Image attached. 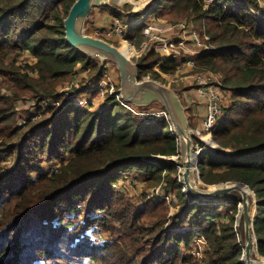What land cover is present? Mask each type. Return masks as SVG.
Instances as JSON below:
<instances>
[{"label":"trees","instance_id":"16d2710c","mask_svg":"<svg viewBox=\"0 0 264 264\" xmlns=\"http://www.w3.org/2000/svg\"><path fill=\"white\" fill-rule=\"evenodd\" d=\"M75 1L0 0V157L8 155L16 162L12 171L0 165V264H79L87 258L103 264H180L186 260L183 251L191 249L195 230L208 241V264H244L236 227L239 203L232 202L234 212L228 219L216 213L221 205L191 203L173 177L178 167L147 159L179 156V142L167 119L152 123L137 119L113 96L107 98V108L91 112L73 101L88 91L71 87L58 108L50 107L41 111V119L17 126L16 102L59 100L58 86L72 80L79 65L89 68L90 78L97 82L104 77L105 68L65 40L63 22ZM260 11L257 0H216L211 5L205 0H158L153 14L172 22L195 18L205 28V42L212 51L201 54L196 66L223 75L232 105L213 132V141L230 154L203 153L201 181L207 186L237 183L255 194L257 254L264 257V16H258ZM144 27L137 25L128 35L138 48ZM16 50H29L36 57L35 66H26L37 73L36 78L14 60L8 62ZM162 60L154 51L141 56L140 79L150 76L161 81L156 67L164 74L177 71L174 60ZM5 86L10 94L4 92ZM69 155L67 164L52 174L42 173L43 162L62 163ZM133 171L145 175L151 187L163 180L169 183L181 203L171 221L179 229L189 227L188 232L167 227L166 201H146L139 209L116 191L121 178ZM77 211L85 215L77 227L58 226L57 220ZM92 228H103L113 242L93 245L87 235Z\"/></svg>","mask_w":264,"mask_h":264},{"label":"water","instance_id":"95a60500","mask_svg":"<svg viewBox=\"0 0 264 264\" xmlns=\"http://www.w3.org/2000/svg\"><path fill=\"white\" fill-rule=\"evenodd\" d=\"M119 0H76L64 19L65 40L69 46L83 56L99 63L100 68L106 64L115 68L120 78V98L136 111H146L152 107L163 108L168 113L175 137L179 142V162L181 166V185L184 193L192 201L218 203L234 197L238 200L239 213L236 227L244 248V264H264V257L257 254L258 244L254 232L253 207L257 206L256 196L246 187L237 183L207 186L200 182L199 154L195 158V140L199 138L192 126L190 107L186 104L184 94L177 88L153 78L140 79L138 63L129 57L121 47L105 39L89 35L88 23L96 9L110 8L122 11Z\"/></svg>","mask_w":264,"mask_h":264},{"label":"rangeland","instance_id":"374dc122","mask_svg":"<svg viewBox=\"0 0 264 264\" xmlns=\"http://www.w3.org/2000/svg\"><path fill=\"white\" fill-rule=\"evenodd\" d=\"M155 1H158V0H152V3ZM141 2H143V3H141ZM215 2H216V0H215ZM134 3L135 4L126 3L122 9V11H124L123 15L126 18H128L127 14L131 13V16L129 17L130 21L128 23L131 24V23L136 22L134 25H132V26H134V27H132V29L137 27V24L140 25L144 21H146V24H147V22L150 23V21L153 20V16H154L153 14L150 17L149 16L146 17L144 15V14H146V11L148 10L149 5H150V3L146 2V0H135ZM137 3H141V5H139ZM257 4L261 10L260 11L261 14L258 16L263 17L264 16V0H257ZM156 7H157V5H156ZM156 7L153 9L155 10ZM117 14H121V13H118L115 10H112L110 8H107V7L96 9L94 11L92 17H91L90 22L88 23L87 33L89 35H95V32L99 29L110 28L113 25V21H114V19H116ZM139 17H140V20H139ZM161 19H164L167 21H172V20H168L166 18H161ZM187 19H184V20H187ZM189 19H194L197 22V23L195 22L196 26L201 25L199 23V21H197L195 18H189ZM130 31H131V29H130ZM130 31H129V33H130ZM115 44L119 47L122 46V42H117ZM134 48L136 49L138 54H140L141 51L139 50V48L136 47L135 45H134ZM185 57H186V59L191 58V55H185ZM133 59L137 62V60L139 59V56L134 55ZM13 60L16 62V65L18 67H20L24 71L27 70V72L29 73V75L31 77H33V78L37 77L36 72H34L31 69L26 68V66H30V67L35 66V64L37 62L36 57L33 55V53L31 51H29V50L12 51L9 58H8V62H12ZM104 68L106 69L104 72L106 83L103 85V88H102L104 90L103 92H101L100 90H97V88H99V87H95V84L97 81H95L96 79L90 78V74H89L90 69L89 68H83L81 65H79L77 67V73L74 75L73 79L70 80L69 82L64 83L63 85L58 86L57 90H58V95L60 96L59 97L60 102L62 99L61 96L64 97L63 95H65L66 92L71 90L70 86H71L72 82L74 81L76 84L74 87H79L80 90L83 89L85 91H88L86 93H83L82 95H77L73 98V101L75 102V104L77 106L84 107V108L90 110L91 112L102 111L105 108H107V106H108L107 105L108 104L107 98L111 94V91L116 92L119 89L120 78H119V74H118L117 70L115 68H113L112 66L106 64ZM201 73L202 74H212L213 76L217 77L216 81L222 85V89H223L225 100H226L225 111L227 109H229L232 105V100H231L232 95H231V92H229V90L224 88L223 75L221 73L209 71V70L204 71V70H200L199 68H197V66L196 67L193 66L191 69H187L186 73H184V75L179 74L177 77H180V76L189 77V76L201 74ZM175 74H178L177 71L170 74L172 79H175V76H174ZM174 81H177V82H174ZM174 81L171 82V81L166 80V83L171 87L179 89V91L181 90L182 93L187 92L186 98L184 97L185 102H186V104H187V102H190L192 107H193L195 105V103L192 102L193 99H191V96L188 95V91L194 90L195 87L186 88V89L182 90L180 88L181 86H183L182 83H180L179 80H174ZM1 82H2V79H0V83ZM3 89H4V92L6 94H10L6 90V86H5V88L3 87ZM89 90H92V91H89ZM85 100H89V101L91 100V102L89 104H87L88 102L86 103ZM80 102H84V103L81 104ZM15 106H16V110H17V114H18L17 115V118H18L17 126H19V127H25L26 124L29 122V119L32 118V116L39 115V119L42 118L41 109L39 107V102H37L33 98H26L23 101H18L15 103ZM132 113H133L134 117L137 119H140V120H143V121L149 122V123L154 122V120L151 117H142V119H141V117L138 115L137 112L135 113L132 111ZM189 115L191 116L190 111H189ZM34 120H36V119H34ZM203 152H205V151H203ZM157 157L159 158V157H163V156L152 155V156L147 157V159H149V158L155 159ZM71 158H72V156H70V155L65 157V160L62 163L59 160L52 162V163L43 162L41 164L42 173L52 174L53 171L58 170L60 167H62L63 164L64 165L67 164L71 160ZM163 158H166L171 163L175 164L174 161L178 158V156L163 157ZM0 165H2V168H5V170L12 171L16 167V162H15L14 158H12L8 155H4V156L2 155L0 157ZM36 177H37V175H35V178ZM173 177L178 179L181 183V170L179 169V173H176L175 175H173ZM122 178H124V179H122ZM122 178L119 181V183L116 185V191L118 193L120 192L121 195L125 196L128 200H130V202L134 206H137L139 209L144 208L146 201L155 203L158 200H161V196L166 195V193L171 194V196L174 197V200L172 202L168 203V208L170 211L168 214L167 227H169V229H171V231H173V232H178V231L188 232V230L190 229L189 227L185 226L184 228L179 229L180 228L179 224L178 225L176 224V226H174L172 221H171V218H173L172 216L177 214V212L180 210V206H181L180 204L181 203L179 202V197L172 191V189L169 186V183L166 180H163V182L157 186L151 187L148 185V182H146V180H147L146 176L141 175L139 171H133L132 173H130V172L126 173V175H124ZM199 180H200L201 184L204 185V183H202V181H201V178ZM215 186H218V185H215ZM157 188L160 189L159 193L155 192V190ZM153 192H154V194H153ZM237 201L238 200H234V197H232V198L227 199L225 201L214 203L217 205V207L219 205H221V208L218 211H216V213H219L223 216V218L228 219L227 215L232 214L234 212V209L232 207L234 203H232V202L236 203ZM77 214H79L80 217L75 220V217L77 216ZM82 214H81V211H77L76 213H74L72 215L65 214V216L63 218L64 221L57 220V224H58V226L70 225V228H71V225L73 227H75V226L77 227V225L82 220L84 221V219H85L84 212H82ZM93 215L95 217H98V216H100V213L98 212L97 214H93ZM71 219H73V222L69 221ZM195 232H197V230H195L193 233L195 234ZM87 235L89 236L91 242H93V245L102 246L107 242H113V240L111 239V234L106 233L103 228H98V229L92 228L89 231H87ZM196 239H197V237L195 235V237L193 238V240L191 242V249L183 251L184 257H186V260H185V262L182 261L180 264H208L207 259H206L207 246H202L201 248H199V246H197V244H196ZM197 253H199L201 257L196 258L195 256L197 255ZM89 259L90 258H87L79 264H103L102 262H96V261L89 260ZM41 263L47 264L45 262H41ZM53 263L54 262H49V264H53ZM36 264H40V263L36 262Z\"/></svg>","mask_w":264,"mask_h":264},{"label":"built area","instance_id":"2783aa9c","mask_svg":"<svg viewBox=\"0 0 264 264\" xmlns=\"http://www.w3.org/2000/svg\"><path fill=\"white\" fill-rule=\"evenodd\" d=\"M135 0H125L121 2L122 6L126 3H134ZM149 2V8L144 14L146 17L152 16L153 8L156 7L157 1L152 3V0H146ZM215 2V0H205L207 5H211ZM142 3V2H141ZM141 3H137L141 5ZM145 11V10H144ZM121 14H117L116 19L113 21V25L110 28H102L95 32V37L102 38L107 40L110 43H117L122 42L124 45L125 42L132 45L128 41V33L130 29H132V25L134 23H128L129 17L131 13H128L126 18L123 13L124 11H116ZM153 20L150 23L146 21L142 22L145 24V28L143 30L144 41L140 46L139 50L141 51L140 54H136L139 58L150 51H154L157 54H160L163 58L162 63L168 60H174L177 63V73L175 74V79H172L170 74H164L160 72L158 67L155 70L160 74L162 78V82L167 81H184V80H191L193 83V87H195V92L200 99L201 103L204 106L205 116L203 119V123L200 129H196L199 138L195 140V148L198 154L207 153L214 156H224L226 154H230V151H226L225 149L221 148L219 144L213 141V132L216 129L218 123L224 118L225 116V96L222 89V85L216 81L217 77L213 76L212 74H196L189 77L180 76L177 77L179 74L186 73L187 68H192L193 66L196 67V60L198 57L205 53L208 54L212 51V46L208 45L205 42V39H208L206 35L205 28L202 25H195L197 22L194 19H187L180 22H172L167 21L164 19L159 18L157 15L153 14ZM142 16V15H141ZM140 16V17H141ZM139 17V20H140ZM196 22V23H195ZM140 23V22H139ZM138 25V24H137ZM116 45V44H115ZM134 47V45H132ZM185 55H191V58L185 57ZM146 78H151L150 76ZM177 82V81H174ZM106 83L105 75L100 82H96L95 87L97 90L103 92L104 90L103 85ZM76 84L73 81L70 87H74ZM120 88V87H119ZM92 91V90H89ZM184 94V92H183ZM109 96L116 97L122 106L130 111L137 112L138 115L141 117H151L153 120L158 119H167L168 120V113L163 108L152 107L146 111H136L130 105L125 103L119 95V89L116 92H112ZM185 97V95H184ZM81 104L84 102H80ZM60 106V101L58 99H48L42 103H39V107L41 111H46L50 107L58 108ZM42 114V113H41ZM39 115L32 116L29 120L38 119ZM205 151V152H203ZM153 164L159 165L161 160H166L170 162L168 159L163 157L157 158H149ZM179 156L174 161L176 166L181 170V166L178 164ZM199 174V170H197ZM160 189L157 188L155 190L156 193H159ZM154 194V192H153ZM189 202H197L203 203L199 201H192L187 196ZM161 199L170 203L174 200V197L171 194H167L161 196ZM196 234V244L201 248L202 246H207L208 241L205 236L198 231L195 232ZM195 242V241H194ZM201 257L199 253L195 256Z\"/></svg>","mask_w":264,"mask_h":264},{"label":"crops","instance_id":"0c3cea01","mask_svg":"<svg viewBox=\"0 0 264 264\" xmlns=\"http://www.w3.org/2000/svg\"><path fill=\"white\" fill-rule=\"evenodd\" d=\"M187 69H190V68H187ZM179 82L182 83V85H183L180 87L182 90H184L186 88H191V87L193 88V83L189 79L184 80V81L181 80ZM184 94H185V98H186L187 92H184ZM188 95L191 96V99H193L192 102L195 103V105L192 107L191 103L187 102V105L190 107V113L192 116V126L196 129H200L202 126V123H203L204 116H205L204 106L201 103L200 99L198 98L195 90L188 91ZM85 102L86 103L88 102L87 104H89L91 102V100L90 101L85 100Z\"/></svg>","mask_w":264,"mask_h":264},{"label":"bare ground","instance_id":"6f19581e","mask_svg":"<svg viewBox=\"0 0 264 264\" xmlns=\"http://www.w3.org/2000/svg\"><path fill=\"white\" fill-rule=\"evenodd\" d=\"M125 0H119L118 2L121 3ZM143 3V2H142ZM122 51H124L129 57L133 58L132 56L136 54L134 47L130 44H128L127 42L124 43V45L121 46ZM198 152L195 153V159L197 160V154ZM254 209V207H253Z\"/></svg>","mask_w":264,"mask_h":264}]
</instances>
